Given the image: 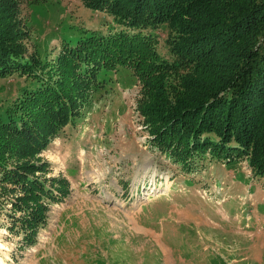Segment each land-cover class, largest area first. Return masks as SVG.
<instances>
[{"label": "trees", "instance_id": "trees-1", "mask_svg": "<svg viewBox=\"0 0 264 264\" xmlns=\"http://www.w3.org/2000/svg\"><path fill=\"white\" fill-rule=\"evenodd\" d=\"M83 3L109 16L107 30L64 36L44 60L29 52L21 0H0V215L22 245L69 194L67 179L39 176L37 155L75 122L101 70L138 78L143 125L169 158L245 157L264 177V0Z\"/></svg>", "mask_w": 264, "mask_h": 264}, {"label": "rangeland", "instance_id": "rangeland-1", "mask_svg": "<svg viewBox=\"0 0 264 264\" xmlns=\"http://www.w3.org/2000/svg\"><path fill=\"white\" fill-rule=\"evenodd\" d=\"M21 21L44 60L64 36L111 22L83 0H21ZM139 90L130 68L101 70L81 114L35 161L39 176L67 179L69 194L30 245L0 215V264H264V177L245 157L169 158L150 141Z\"/></svg>", "mask_w": 264, "mask_h": 264}]
</instances>
